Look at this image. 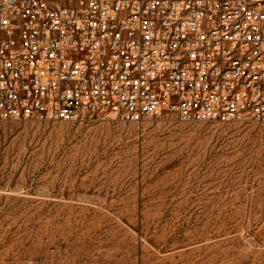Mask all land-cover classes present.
<instances>
[{"label": "rangeland", "instance_id": "374dc122", "mask_svg": "<svg viewBox=\"0 0 264 264\" xmlns=\"http://www.w3.org/2000/svg\"><path fill=\"white\" fill-rule=\"evenodd\" d=\"M0 264H264V122L0 120Z\"/></svg>", "mask_w": 264, "mask_h": 264}, {"label": "built area", "instance_id": "2783aa9c", "mask_svg": "<svg viewBox=\"0 0 264 264\" xmlns=\"http://www.w3.org/2000/svg\"><path fill=\"white\" fill-rule=\"evenodd\" d=\"M264 122V0H0V120Z\"/></svg>", "mask_w": 264, "mask_h": 264}]
</instances>
